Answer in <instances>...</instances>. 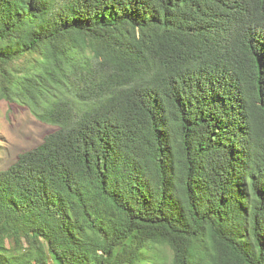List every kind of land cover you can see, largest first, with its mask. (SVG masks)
Segmentation results:
<instances>
[{"label": "trees", "instance_id": "obj_1", "mask_svg": "<svg viewBox=\"0 0 264 264\" xmlns=\"http://www.w3.org/2000/svg\"><path fill=\"white\" fill-rule=\"evenodd\" d=\"M0 95V264H264V0H0Z\"/></svg>", "mask_w": 264, "mask_h": 264}, {"label": "rangeland", "instance_id": "obj_2", "mask_svg": "<svg viewBox=\"0 0 264 264\" xmlns=\"http://www.w3.org/2000/svg\"><path fill=\"white\" fill-rule=\"evenodd\" d=\"M56 130L40 122L27 107L10 104L0 95V171L8 169L19 155L38 147Z\"/></svg>", "mask_w": 264, "mask_h": 264}]
</instances>
